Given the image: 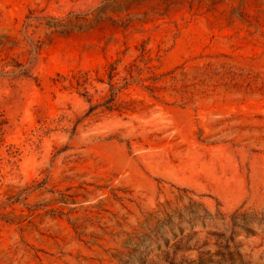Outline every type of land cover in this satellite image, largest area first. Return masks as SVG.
Segmentation results:
<instances>
[{"label":"rangeland","instance_id":"1","mask_svg":"<svg viewBox=\"0 0 264 264\" xmlns=\"http://www.w3.org/2000/svg\"><path fill=\"white\" fill-rule=\"evenodd\" d=\"M4 64L0 264H264V0H0Z\"/></svg>","mask_w":264,"mask_h":264},{"label":"trees","instance_id":"2","mask_svg":"<svg viewBox=\"0 0 264 264\" xmlns=\"http://www.w3.org/2000/svg\"><path fill=\"white\" fill-rule=\"evenodd\" d=\"M34 45V44H33ZM32 45L34 58L37 57L38 51L36 46ZM139 52V55L134 58L131 62L123 67V75L120 76L118 72V66L121 60L118 58L112 62H108L106 65L105 71V80L98 79L97 82L101 84H106L108 87V95L103 98L102 103H98L95 106L90 107L89 113L93 112L96 109L103 108L105 110H117L116 106V98L123 90L127 89L131 85H137L142 87L143 89L149 91V93H153L155 87L146 85L145 83L149 79H145L142 77L143 71H150L152 66L150 65L153 61V58L149 55V51L146 49L145 45H140L139 48H136ZM10 66L9 64H4L1 66L2 71L5 67ZM17 68L16 71H12L11 74L13 76H27L28 71L23 69L22 65L14 66V69ZM155 81V79H153ZM69 82L70 87H74L76 89H83L84 93H86V85H91V80L88 77V73H76L71 75ZM9 150V159L6 161L7 165L13 166L15 162L12 159H15L18 153V150L11 151ZM2 162V158L0 157V165ZM1 212H0V221L1 220ZM232 225L235 226V222H232Z\"/></svg>","mask_w":264,"mask_h":264}]
</instances>
